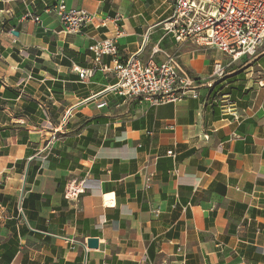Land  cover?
Instances as JSON below:
<instances>
[{
	"label": "crops",
	"instance_id": "0c3cea01",
	"mask_svg": "<svg viewBox=\"0 0 264 264\" xmlns=\"http://www.w3.org/2000/svg\"><path fill=\"white\" fill-rule=\"evenodd\" d=\"M59 1L0 0V264H264V87L247 75L253 58L211 77L208 54L163 29L168 0H65L96 14L79 33L49 9ZM117 13L118 26L101 24ZM117 27L121 58L148 33L141 60L162 61L157 47L176 54L198 96L155 106L108 90L113 72L82 79L89 46ZM75 186L85 192L67 195Z\"/></svg>",
	"mask_w": 264,
	"mask_h": 264
},
{
	"label": "built area",
	"instance_id": "2783aa9c",
	"mask_svg": "<svg viewBox=\"0 0 264 264\" xmlns=\"http://www.w3.org/2000/svg\"><path fill=\"white\" fill-rule=\"evenodd\" d=\"M174 4L169 18L164 21L163 29L173 34L177 40H191L199 47L219 49L233 60L244 56L258 57L264 54V0H168ZM60 19L63 31L79 33L93 24L96 14L85 8H69L65 0H60L49 8ZM25 19L32 18L40 22V17L27 12ZM123 19L120 13L113 18L101 20L103 26L108 22L117 25ZM118 26V25H117ZM122 30L117 27L114 35L96 40L89 46L90 66L80 70L82 79L89 78L97 71L113 72L116 82L108 86L121 95L138 96L149 99L153 105L177 103L188 97L191 91L195 97L197 81L180 64L176 54L167 53L154 48V54L164 53L162 61H156L150 56L145 62L141 60L144 46L126 58L119 56L118 38ZM112 56L110 63L104 61V56ZM226 66L217 62L211 77H223ZM260 85L264 87V67L261 73ZM211 86V84H208ZM73 108L66 113L63 122L72 114ZM58 129H55L51 139L44 146L43 152H50L53 141L57 139ZM174 156L175 152L168 151ZM153 173L146 175L148 187ZM85 192V187H71L67 195L78 196ZM158 213V212H157ZM181 251V249L179 250ZM181 264H186L182 261Z\"/></svg>",
	"mask_w": 264,
	"mask_h": 264
},
{
	"label": "rangeland",
	"instance_id": "374dc122",
	"mask_svg": "<svg viewBox=\"0 0 264 264\" xmlns=\"http://www.w3.org/2000/svg\"><path fill=\"white\" fill-rule=\"evenodd\" d=\"M151 37V36H150ZM143 44H144V40H143ZM142 44V45H143ZM150 47V38L148 39V41L145 43V49L148 50ZM196 48L198 49V53H206L208 54V57L212 60L213 63H217V62H221L226 66V74L227 72L232 69V67L235 66L236 63H240L237 61H233V59L228 56L226 53H223L222 51L218 50V49H214V48H209V47H204L201 49H199V47L196 46ZM264 56V55H262ZM261 56V57H262ZM249 57V56H247ZM246 56L243 57V59L245 60L247 58ZM258 57V59L254 62H256L252 67H250L247 70V75L254 77L256 80L261 79V72H262V67L264 65V57ZM253 58V57H252ZM254 59V58H253Z\"/></svg>",
	"mask_w": 264,
	"mask_h": 264
},
{
	"label": "water",
	"instance_id": "95a60500",
	"mask_svg": "<svg viewBox=\"0 0 264 264\" xmlns=\"http://www.w3.org/2000/svg\"><path fill=\"white\" fill-rule=\"evenodd\" d=\"M13 33L15 35H18L19 34L18 31H13ZM87 245L90 248H97L99 246V239L98 238H94V237L88 238Z\"/></svg>",
	"mask_w": 264,
	"mask_h": 264
},
{
	"label": "trees",
	"instance_id": "16d2710c",
	"mask_svg": "<svg viewBox=\"0 0 264 264\" xmlns=\"http://www.w3.org/2000/svg\"><path fill=\"white\" fill-rule=\"evenodd\" d=\"M262 55H264V54H262ZM258 57H261V56H258ZM258 57H255L253 60L256 61L258 59ZM262 57H264V56H262Z\"/></svg>",
	"mask_w": 264,
	"mask_h": 264
}]
</instances>
